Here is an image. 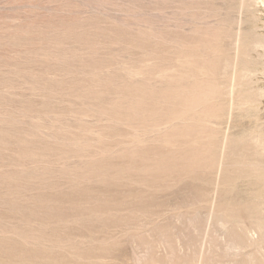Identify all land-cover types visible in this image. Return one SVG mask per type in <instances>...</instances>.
I'll use <instances>...</instances> for the list:
<instances>
[{
    "label": "rangeland",
    "instance_id": "374dc122",
    "mask_svg": "<svg viewBox=\"0 0 264 264\" xmlns=\"http://www.w3.org/2000/svg\"><path fill=\"white\" fill-rule=\"evenodd\" d=\"M254 139L264 0H0V264H244Z\"/></svg>",
    "mask_w": 264,
    "mask_h": 264
},
{
    "label": "bare ground",
    "instance_id": "6f19581e",
    "mask_svg": "<svg viewBox=\"0 0 264 264\" xmlns=\"http://www.w3.org/2000/svg\"><path fill=\"white\" fill-rule=\"evenodd\" d=\"M55 2V1H54ZM91 17V16H90ZM48 26V25H47ZM49 27V26H48ZM64 27V26H63ZM51 29V28H50ZM56 29H58V28H56ZM50 34V33H49ZM50 36V35H49ZM49 36H48V38H49ZM47 38V39H48ZM66 38V37H65ZM62 39V38H61ZM68 40V39H67ZM49 41V40H48ZM66 41V40H65ZM71 41H73V40H71ZM70 41V42H71ZM53 43V42H52ZM63 43H64V41H63ZM58 44V43H57ZM60 44V43H59ZM208 58V57H207ZM205 62V61H204ZM203 62V63H204ZM262 140V139H261ZM254 143H255V145H256V147H257V149L259 150V149H262L263 151H264V141H260L259 139H254ZM223 148V147H222ZM256 149V150H257ZM257 150V151H258ZM261 150V151H262ZM257 151H255V152H257ZM260 150L258 151V152H261ZM256 153V154H259V155H261L260 153ZM262 153V152H261ZM222 154V153H221ZM262 155H264V152L262 153ZM261 155V156H262ZM262 161V160H261ZM261 163V162H260ZM260 163H258V165L256 164V165H252V164H250V167L251 166H253L252 168H253V172L254 173H256V175H257V177H260V178H256L257 179V181L256 182H258V179H262V181H264L263 179H264V168H262L263 166H261L260 165ZM258 183H261V181L260 182H258ZM217 184V183H216ZM207 185V184H206ZM259 185H261V184H259ZM263 191H264V189H263ZM261 192V191H260ZM260 194V193H259ZM262 194V193H261ZM260 194V195H261ZM255 195V194H254ZM263 195V196H262ZM261 196L262 197H260V199H258V197L256 198L255 196H253L254 198H256L255 199V201L253 202V203H251L250 204V206H248L247 207V209L249 210L250 209V214H253L252 216L253 217H255L257 214H259L260 216H262V213H263V215H264V207H263V205H264V194H262ZM256 214V215H255ZM258 215V216H259ZM259 216V217H260ZM257 217V216H256ZM256 219H261V218H256ZM255 218H254V223L255 222H257V220H256ZM107 220V219H106ZM220 223V222H219ZM222 223H223V221L221 222V226H224L223 228H224V231H228V228L230 227V225H228V223H223V225H222ZM259 224H255L256 226H258L257 228H255L254 226H253V228H255V230L257 229L258 230V228L261 230V231H257L258 233L259 232H261L262 234H259V237H262V238H257V240L259 239V242H260V244H261V242H262V240H264V221H259L258 222ZM254 225V224H253ZM242 228V230L241 231H243V233L245 232V230H247L246 228H244L243 226L241 227ZM240 228V229H241ZM249 231V230H248ZM248 233L249 232H247L246 233V235H244L246 238H248L249 236H247L248 235ZM250 239H252V238H250ZM250 239H247V240H250ZM262 239V240H261ZM246 240V239H245ZM257 240L255 239V241H250V242H252V243H254L255 244V242H257ZM246 243H244V244H240V243H236V244H230V245H228V247H229V249L228 250H232L233 251V253L234 254H236V256H237V254H243V255H240V256H243L244 258H243V260H241V261H243V263L244 264H264V243H262V245H258V246H260V247H257L256 246V248H254L255 247V245L258 243H256L254 246H252L251 244L252 243H250V245H249V241H245ZM246 246H248L247 248H245ZM262 246V247H261ZM249 247H253L252 249H257L256 251H252V252H247V249L249 248ZM246 249V250H245ZM250 249V248H249ZM252 249H250V250H252ZM244 250H245V252H247V253H245L244 252ZM242 264V262H238V264ZM233 264H237V263H233Z\"/></svg>",
    "mask_w": 264,
    "mask_h": 264
}]
</instances>
